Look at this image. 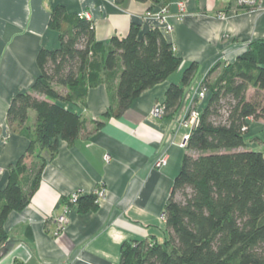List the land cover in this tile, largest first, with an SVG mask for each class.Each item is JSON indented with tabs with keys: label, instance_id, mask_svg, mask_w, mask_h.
I'll list each match as a JSON object with an SVG mask.
<instances>
[{
	"label": "crops",
	"instance_id": "0c3cea01",
	"mask_svg": "<svg viewBox=\"0 0 264 264\" xmlns=\"http://www.w3.org/2000/svg\"><path fill=\"white\" fill-rule=\"evenodd\" d=\"M57 5L71 15L88 13L96 40L104 44L112 36H126L134 22L141 33L160 28L163 15L162 4L152 0H0V190L7 185L9 166L28 145L26 137L9 129L7 109L12 97L29 90L39 75L38 51L59 46L58 33L48 27ZM165 8L173 31L160 30L181 65L97 131L72 143L59 140L53 157L42 150L47 163L37 190L4 223L7 240L0 264H120L123 242L164 238L162 210L185 152L181 142L188 129L181 121L212 66L233 62L251 42L264 38V0L252 9L238 8L236 0H170ZM191 63L198 65L194 85L185 90L175 113L156 117L153 107L164 102L169 85L178 84ZM120 71V63L114 71H103L84 104H65L82 115L86 131L116 105ZM205 103L201 99L197 107ZM34 120L30 110L31 125ZM244 141L243 149L264 155L263 120H248ZM164 155L166 165L155 168V160ZM100 187L104 196L95 211L80 213L76 205L62 203L74 192L88 194ZM63 214L68 222L59 229L57 218Z\"/></svg>",
	"mask_w": 264,
	"mask_h": 264
},
{
	"label": "trees",
	"instance_id": "16d2710c",
	"mask_svg": "<svg viewBox=\"0 0 264 264\" xmlns=\"http://www.w3.org/2000/svg\"><path fill=\"white\" fill-rule=\"evenodd\" d=\"M152 1L163 7L170 3ZM48 27L58 33L59 46L38 51L39 75L29 90L12 97L7 109L9 129L26 137L28 145L9 166L7 185L0 190V248L7 240L6 219L22 211L38 188L47 163L42 150L53 157L59 140L72 143L97 131L106 119L121 116L182 62L157 27L141 33L134 22L126 36H112L104 44L96 40L91 20L69 14L62 5L51 10ZM119 63L116 105L86 131L82 115L65 104H84L88 90L101 83V73ZM197 71L191 63L180 82L169 85L164 115L177 111ZM199 88L205 96L196 105L201 99L206 103L198 107V122L162 210L165 236L123 242L120 264H264V155L243 149L248 120L264 121V38L251 42L233 62L215 63ZM30 110L35 112L32 125ZM62 203L86 213L98 209L99 198L96 191L78 192L75 201L68 196Z\"/></svg>",
	"mask_w": 264,
	"mask_h": 264
},
{
	"label": "built area",
	"instance_id": "2783aa9c",
	"mask_svg": "<svg viewBox=\"0 0 264 264\" xmlns=\"http://www.w3.org/2000/svg\"><path fill=\"white\" fill-rule=\"evenodd\" d=\"M236 4L238 7H243L245 9H252V8L260 6L261 0H236ZM179 5H180V7L183 6L182 3H179ZM162 13H163V15L159 18V23H160V20H162V21H164L165 25L163 26L160 24L159 29H161L163 32H165V31L170 30L172 27H171L170 23L168 22L167 8L163 7ZM77 16L79 18H86L87 19L88 13L79 12V13H77ZM204 96H205V92L203 90H200V88H199V90L197 91V94L195 96V99L203 98ZM153 114L156 117H162L164 115L163 105L162 104H156L153 107ZM198 116H199V109H198L196 103L194 102V100H192L188 106V109H187L185 116L183 117V119L181 121V124L188 129L187 133H185V135L183 136V139L181 142L182 147H185L191 130L197 124ZM166 163H167V157L164 155V156L158 158L154 162V167L155 168H161V167L165 166ZM96 193H97L99 199L104 196V190L103 189L96 190ZM77 197H78V192H74L70 195V199L72 201H75ZM161 217H162V219H164L163 214L161 215ZM58 222L61 224V226H63L66 223V219L64 217V214L60 215L58 217Z\"/></svg>",
	"mask_w": 264,
	"mask_h": 264
},
{
	"label": "rangeland",
	"instance_id": "374dc122",
	"mask_svg": "<svg viewBox=\"0 0 264 264\" xmlns=\"http://www.w3.org/2000/svg\"><path fill=\"white\" fill-rule=\"evenodd\" d=\"M238 7V6H237ZM238 8H243V7H238ZM184 9V6H181V10H183ZM243 9H245V8H243ZM184 16V15H183ZM183 16H182V18H183ZM160 24L161 25H165V23H164V21H162V20H160ZM170 25H171V29L170 30H168V31H165V32H168V33H170V32H172L173 31V25L170 23ZM196 77V76H195ZM192 85H194V79H193V81H192V83H191V86ZM196 87V85L194 86V88ZM251 93H252V90L250 89L249 91H248V96H250L251 95ZM164 116V115H163ZM98 189H102L101 187L100 188H98ZM97 189V190H98ZM104 190V189H103ZM64 217H65V219H66V223L68 222V219H67V217H66V215L64 214ZM58 219V218H57ZM65 223V224H66ZM64 224V225H65ZM64 225L63 226H61V224L59 223V229H63L64 228ZM61 227V228H60Z\"/></svg>",
	"mask_w": 264,
	"mask_h": 264
},
{
	"label": "water",
	"instance_id": "95a60500",
	"mask_svg": "<svg viewBox=\"0 0 264 264\" xmlns=\"http://www.w3.org/2000/svg\"><path fill=\"white\" fill-rule=\"evenodd\" d=\"M5 245L0 248V257L3 255Z\"/></svg>",
	"mask_w": 264,
	"mask_h": 264
},
{
	"label": "bare ground",
	"instance_id": "6f19581e",
	"mask_svg": "<svg viewBox=\"0 0 264 264\" xmlns=\"http://www.w3.org/2000/svg\"><path fill=\"white\" fill-rule=\"evenodd\" d=\"M156 160H157V159H156ZM156 160H155V161H156Z\"/></svg>",
	"mask_w": 264,
	"mask_h": 264
}]
</instances>
